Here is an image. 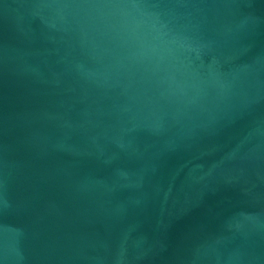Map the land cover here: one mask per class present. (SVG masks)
<instances>
[{"label": "water", "instance_id": "water-1", "mask_svg": "<svg viewBox=\"0 0 264 264\" xmlns=\"http://www.w3.org/2000/svg\"><path fill=\"white\" fill-rule=\"evenodd\" d=\"M0 264H264V0H0Z\"/></svg>", "mask_w": 264, "mask_h": 264}]
</instances>
